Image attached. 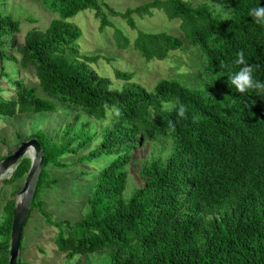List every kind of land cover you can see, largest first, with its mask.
<instances>
[{
	"label": "trees",
	"instance_id": "1",
	"mask_svg": "<svg viewBox=\"0 0 264 264\" xmlns=\"http://www.w3.org/2000/svg\"><path fill=\"white\" fill-rule=\"evenodd\" d=\"M39 1L57 17L45 30H28L16 47L19 57H13L19 67L34 69L38 86L16 81L15 98L0 97V116L54 113L55 100L96 120L105 119L113 107L120 109V116L111 117L100 133L68 130L60 143L43 131L32 136L41 145L43 163L30 207H37L56 229L57 249L67 258L107 251L109 264H264V89L245 95L227 83L239 67L236 54L243 51L254 79L264 85V26L248 15L250 7L264 6V0H226L221 12L186 0H152L124 12L106 0ZM86 9L94 12L100 31L114 28L118 48L131 47L145 61L163 60L183 49L184 42L197 47L207 83L191 88L162 78L147 90L130 82L132 73L116 69L115 77L125 83L111 88L110 80L89 66L99 56L79 52L81 31L69 19ZM153 10L179 19L182 38L137 30L131 41L108 18L119 16L136 28L133 15L150 16ZM19 30L20 21L0 9V61L8 58L1 50L8 45L4 39ZM38 89L47 97L39 96ZM176 99L185 106L182 117L175 106L170 112L164 109L165 102ZM98 136L99 146L80 163L101 155L111 160L94 177L82 219L52 220L42 210L38 192L41 184L55 181L43 169L50 163L60 166L62 155L75 154ZM144 146L149 149L140 160L141 184L126 198L128 165ZM29 166V159L21 158L10 180L23 176ZM12 217L13 209L0 231L7 248Z\"/></svg>",
	"mask_w": 264,
	"mask_h": 264
},
{
	"label": "rangeland",
	"instance_id": "2",
	"mask_svg": "<svg viewBox=\"0 0 264 264\" xmlns=\"http://www.w3.org/2000/svg\"><path fill=\"white\" fill-rule=\"evenodd\" d=\"M152 0H106L115 10L124 12L127 8L147 3ZM194 6L208 3L216 12L225 10L226 0H186ZM4 14L11 15L20 21V30L4 39L8 45L1 50L8 58L0 61V97L2 99L15 98L14 83L22 82L28 87H37L34 69L19 67L13 57H19L16 47L23 44L25 33L37 27L45 30L50 21L57 17L48 11L39 0H3L0 6ZM113 26L120 29L131 41L135 38L137 30L146 32H168L182 38L179 29V19L169 20L160 10H153L152 15L139 17L133 15L136 28H131L119 16H109ZM81 31L78 39L79 52L88 56H99L89 63V66L100 76L107 77L111 88L120 89L125 80L115 77V70L132 73L130 82L139 84L150 90L162 78H173L183 85L191 88H203L207 83L204 75V59L197 47L184 42L181 50L170 52L163 60L145 61L139 53L129 48H118L113 38L114 28L106 27L103 31L98 29L99 20L94 12L86 9L78 12L69 19ZM37 94L47 97V94L38 89ZM57 111L54 113H25L13 117L0 116V162L5 156L12 153L23 141L33 138L37 131H43L50 139L57 143L63 142L66 131L78 133L90 130L100 133L110 121L109 111L105 119L96 120L55 100ZM76 115L79 116L75 120ZM68 126H70L68 128ZM76 144V138L72 139ZM101 139L95 137L92 142L80 148L75 154H64L60 158L61 165L48 164L43 170L48 180H54L50 185L43 183L39 186V200L42 210L47 212L54 221L68 220L72 223L82 219L85 200L92 188L96 173L109 163V155H101L92 161L80 163V159L89 151L97 148ZM148 146L138 151L133 161L128 165L127 187L124 197H129L133 189L141 184L138 177L140 160L148 154ZM26 154L23 159H29ZM17 167V166H16ZM16 167L10 173L0 178V231H3L9 219V213L24 197L19 191L23 187L27 173L21 177L10 180ZM30 168V166H29ZM29 170V169H28ZM84 172H87L85 174ZM39 176V175H38ZM37 186V179L34 188ZM34 191V189H33ZM33 194V192H32ZM56 229L47 223L37 207H30L29 218L25 224L18 259L24 264H109L110 257L107 251H98L92 254H76L71 258L60 252L54 242ZM5 237L0 234V264H6L9 258L8 248L5 247Z\"/></svg>",
	"mask_w": 264,
	"mask_h": 264
},
{
	"label": "water",
	"instance_id": "3",
	"mask_svg": "<svg viewBox=\"0 0 264 264\" xmlns=\"http://www.w3.org/2000/svg\"><path fill=\"white\" fill-rule=\"evenodd\" d=\"M31 153V165L25 178L23 187L19 191L24 195L23 199L15 205L13 209V217L11 222L9 248H8V264H18V253L20 249L21 238L28 215L32 192L39 171L42 167L43 158L41 153V145L35 138L23 141L17 148L0 162V178L5 173H10L18 165L21 158Z\"/></svg>",
	"mask_w": 264,
	"mask_h": 264
},
{
	"label": "clouds",
	"instance_id": "4",
	"mask_svg": "<svg viewBox=\"0 0 264 264\" xmlns=\"http://www.w3.org/2000/svg\"><path fill=\"white\" fill-rule=\"evenodd\" d=\"M248 15L255 24L264 26V6H261L260 3L257 6L250 7L248 9ZM234 64L239 67L238 70L231 71L229 75L227 83L231 89H234L236 93L245 95L253 89H264V85L254 79L253 67L247 63L243 51L236 54ZM174 106L176 107L178 115L181 117L184 116L185 106L178 99L174 103L171 101L164 103V109L169 112ZM109 116L118 118L120 116V109L118 107L111 108L109 110Z\"/></svg>",
	"mask_w": 264,
	"mask_h": 264
},
{
	"label": "bare ground",
	"instance_id": "5",
	"mask_svg": "<svg viewBox=\"0 0 264 264\" xmlns=\"http://www.w3.org/2000/svg\"><path fill=\"white\" fill-rule=\"evenodd\" d=\"M30 154V156H31V153H29Z\"/></svg>",
	"mask_w": 264,
	"mask_h": 264
}]
</instances>
